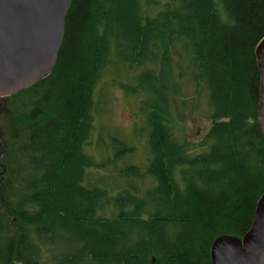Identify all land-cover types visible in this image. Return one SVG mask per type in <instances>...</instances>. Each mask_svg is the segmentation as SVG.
<instances>
[{
  "label": "trees",
  "instance_id": "obj_1",
  "mask_svg": "<svg viewBox=\"0 0 264 264\" xmlns=\"http://www.w3.org/2000/svg\"><path fill=\"white\" fill-rule=\"evenodd\" d=\"M263 36L264 0H71L52 72L0 99V264H212L264 192ZM109 68L143 124L101 161ZM106 165L116 188L91 182Z\"/></svg>",
  "mask_w": 264,
  "mask_h": 264
},
{
  "label": "water",
  "instance_id": "obj_2",
  "mask_svg": "<svg viewBox=\"0 0 264 264\" xmlns=\"http://www.w3.org/2000/svg\"><path fill=\"white\" fill-rule=\"evenodd\" d=\"M71 0H0V99L49 75L56 62ZM259 72L257 120L264 136V36L254 49ZM212 264H264V192L249 229L211 245Z\"/></svg>",
  "mask_w": 264,
  "mask_h": 264
},
{
  "label": "rangeland",
  "instance_id": "obj_3",
  "mask_svg": "<svg viewBox=\"0 0 264 264\" xmlns=\"http://www.w3.org/2000/svg\"><path fill=\"white\" fill-rule=\"evenodd\" d=\"M115 77L116 74H114V70L109 68L105 73V76H103L99 82V89L105 93L100 96L103 98L104 103L100 101L101 104H99L97 108L101 114L99 130L102 131V134L101 140L98 144L99 151H95L94 155L96 159L101 161L105 160L107 157L112 158L113 155L118 153V149L116 151L111 149L110 151L109 147L111 140L119 136L118 129L120 132L127 134L128 132L132 131L133 124L138 125L142 123V117H137V109H139L140 105H137L136 103L134 105L133 101L130 99V96L125 94L118 84L115 85L111 83V78L114 79ZM122 78H124L122 82L127 83L125 77L122 76ZM204 112L203 106L199 109L198 113L187 112L183 119L184 121L182 127V135L186 139L195 141L197 140L196 138H200L203 135L205 129L209 125L208 120L204 117ZM94 128H96V122L94 123ZM137 153L140 155L141 152ZM136 159L137 157H133L131 159L129 158V161L140 164V158L138 157V161ZM109 167V165H106L105 168L97 171V173L95 172L92 178L93 181L91 182L100 186H109L111 189L116 188L119 180L117 179L114 169ZM106 168H109L113 173L111 174L107 170L105 171ZM112 193H115V191Z\"/></svg>",
  "mask_w": 264,
  "mask_h": 264
}]
</instances>
